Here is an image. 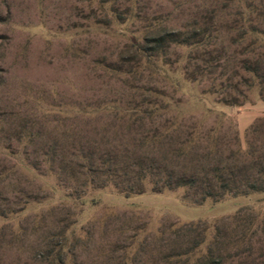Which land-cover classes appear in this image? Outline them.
<instances>
[{
    "label": "rangeland",
    "instance_id": "1",
    "mask_svg": "<svg viewBox=\"0 0 264 264\" xmlns=\"http://www.w3.org/2000/svg\"><path fill=\"white\" fill-rule=\"evenodd\" d=\"M239 9L231 0H0V264H185L177 255L195 238L177 237L175 227L202 224L209 240L214 225L230 232L236 220L250 225L242 243L209 245L219 264H264V189L202 199L186 187L153 191L145 179L141 192L127 194L59 168L61 157L95 146L132 161L162 158L188 175L238 164L264 185L254 176L264 167L257 88L241 86L246 100L226 105L223 96L243 99L220 92V67L198 81L186 76L202 49L171 46L141 64L136 47L149 25L217 27L216 48L238 57L249 41L238 42ZM147 102L166 108L129 116L127 107ZM163 128L160 145H140ZM181 145L185 158L174 156Z\"/></svg>",
    "mask_w": 264,
    "mask_h": 264
},
{
    "label": "trees",
    "instance_id": "2",
    "mask_svg": "<svg viewBox=\"0 0 264 264\" xmlns=\"http://www.w3.org/2000/svg\"><path fill=\"white\" fill-rule=\"evenodd\" d=\"M231 1L240 6L238 14L242 21L237 29L239 41L233 39L231 43H236L237 41L243 42L249 38L248 43L242 47L240 56L237 57L233 53L229 54V51L225 47L221 49L216 48L219 32L217 27L193 28L191 31H180L173 28L167 29L165 27L149 25L142 37V41L136 45L137 53L140 54L142 59L141 64H151L155 58L165 56L167 49L171 46L202 49V54L194 59V61L198 60L195 63V73L191 77L186 73L188 79L192 81L201 80L209 74L216 72L217 68L220 67L218 76L220 78L225 77L226 81L225 86L219 89L220 92H229L231 89L243 99L240 101L239 97L229 99L228 96H223L220 100L221 102L226 105L240 106L246 100V95L242 91L241 86L246 91L256 87L259 97L264 99V54L255 52V49L259 45L260 47L264 46L263 42H261L264 39L263 0ZM233 64H235V67H233ZM230 66L232 67L231 73L227 71ZM237 76L239 80L233 82L234 77ZM216 92H218L217 89L213 91V93ZM154 94L156 96V92ZM165 108L166 104L157 105L156 102H147L144 105L134 104L126 109L129 116L140 114L152 116ZM256 128L252 127L253 130H256ZM167 131L168 129L166 128H163L162 131L155 129L150 136L144 135L140 137L139 143L141 146L149 145L150 147L157 144L160 145L161 139L167 135ZM89 147H87L85 153L82 151L76 154L72 153V157L69 156L66 162H63L64 157H61L62 161L60 159L59 165L60 170L66 169V167L70 169L73 176L79 173L83 177L84 185L94 184L96 187L111 185L113 188L129 194L141 192L145 188L143 181L148 179L147 185H150L153 191L186 187L200 191L202 199L226 193L246 194L264 189L262 182L258 183L257 180H249L253 176V174L247 173L249 169L239 167L238 164L223 167L214 165L211 168H204L203 173L196 172L193 175H188L187 170L183 172L176 171L173 167L161 164L162 158L156 160L152 157L151 162L146 163L144 162V157L138 156V158L132 161L125 154L117 155L116 151L109 150L102 152L98 147ZM151 152H154V150H151ZM188 152L186 151V146L182 147L181 145L174 149V156L185 158L189 155ZM211 152V150H207L204 158L208 159ZM152 154L155 155V152ZM44 155L48 156V160H53L55 157L53 152L45 153ZM234 156L235 153H230L228 159H232ZM132 176L135 182L130 181ZM254 176H257V178L264 176V167H259L254 172ZM235 223L236 225L230 232L218 225H214L209 240L206 235L207 228L199 227L202 224L198 223L195 226L186 224L175 227L172 233L177 235V237L178 234L184 237L193 233L195 238L193 247L179 253L177 256L180 259L184 258L185 264H191L190 258L193 256L195 248L205 244L207 245L205 250L196 256L192 264H219V261L222 260L220 258L221 253L214 254L209 245H220L223 243V240L228 245L242 243L244 234L249 230L250 225H245L243 221L239 220H236ZM215 255H218V257H215Z\"/></svg>",
    "mask_w": 264,
    "mask_h": 264
}]
</instances>
